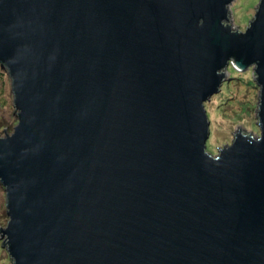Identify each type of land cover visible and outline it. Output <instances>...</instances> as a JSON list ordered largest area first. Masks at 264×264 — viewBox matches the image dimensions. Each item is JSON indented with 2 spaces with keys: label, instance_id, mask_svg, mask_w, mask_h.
I'll use <instances>...</instances> for the list:
<instances>
[{
  "label": "water",
  "instance_id": "obj_1",
  "mask_svg": "<svg viewBox=\"0 0 264 264\" xmlns=\"http://www.w3.org/2000/svg\"><path fill=\"white\" fill-rule=\"evenodd\" d=\"M233 1L0 0L12 264H264V0L245 32ZM229 65L254 69L260 132L213 156Z\"/></svg>",
  "mask_w": 264,
  "mask_h": 264
},
{
  "label": "rangeland",
  "instance_id": "obj_2",
  "mask_svg": "<svg viewBox=\"0 0 264 264\" xmlns=\"http://www.w3.org/2000/svg\"><path fill=\"white\" fill-rule=\"evenodd\" d=\"M260 0H234L228 7L234 27L242 32L248 28L254 18ZM253 67L239 71L234 66L227 68V80L220 91L205 103L209 120V137L206 150L213 156L219 149L231 145L240 127H244L249 135L256 138L258 129L259 87L253 77ZM12 81L7 71L0 66V138L5 133L11 134L17 125V117L13 106ZM9 218L6 214V194L0 184V228L7 226ZM0 238V264H12V260Z\"/></svg>",
  "mask_w": 264,
  "mask_h": 264
},
{
  "label": "trees",
  "instance_id": "obj_3",
  "mask_svg": "<svg viewBox=\"0 0 264 264\" xmlns=\"http://www.w3.org/2000/svg\"><path fill=\"white\" fill-rule=\"evenodd\" d=\"M226 25L229 26V22H226Z\"/></svg>",
  "mask_w": 264,
  "mask_h": 264
}]
</instances>
